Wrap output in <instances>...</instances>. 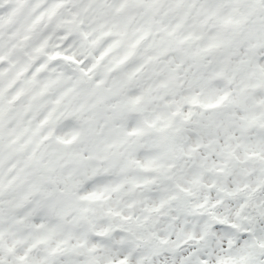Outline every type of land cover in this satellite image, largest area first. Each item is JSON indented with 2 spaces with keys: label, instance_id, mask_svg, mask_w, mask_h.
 I'll list each match as a JSON object with an SVG mask.
<instances>
[{
  "label": "trees",
  "instance_id": "1",
  "mask_svg": "<svg viewBox=\"0 0 264 264\" xmlns=\"http://www.w3.org/2000/svg\"><path fill=\"white\" fill-rule=\"evenodd\" d=\"M97 1L71 0L74 15L68 31L67 20H62L63 6L42 10L45 21L40 43L32 45L31 52L33 62L37 56L41 58L43 86L55 82L58 100L65 108L70 105L69 96L82 103L114 98L109 110L114 128L97 130L104 140L105 159L92 153L88 161H74L59 151L42 167V175L61 168L62 186L52 183L56 190L50 196L35 191L45 178L51 184L50 177L8 175L11 190L22 196L17 206L9 209V226L15 241L28 233L21 239L31 240V247L22 251L17 241L8 246L1 239L0 264H59L61 260L100 264L102 258L110 264H170L179 254L211 248L217 230L235 240L245 234L252 242L251 253L264 258V245L254 234L264 223V157L258 144L264 143V0H102L96 6ZM32 2L23 3L28 35L33 14L39 9L31 8ZM43 2L36 5L42 9ZM117 2L127 15L120 26L111 22L116 17L101 18L104 10L119 12ZM12 13L19 23L21 11L13 9ZM71 36L79 43V54L71 50ZM49 62L60 64L61 73L52 76ZM84 66H90L95 79L101 69L102 82L91 79L82 84ZM70 67L78 81L59 89L58 79ZM174 67L185 68L189 74L190 70L205 74L218 88V95L207 88L208 92L202 89L201 94L183 88ZM116 68L118 83L108 84L104 91L103 79ZM241 98L248 100L250 111L242 106ZM103 109L102 103L90 107L95 117L106 114ZM219 111L235 125L226 144L215 136L206 142L195 131L201 116ZM50 120L44 119L42 136L56 130L54 123L47 125ZM131 124H136L135 130ZM12 134L16 137L18 131ZM142 144L148 148L143 149ZM13 145V158L24 157L26 153ZM130 147L144 153L143 163L142 158L135 161L130 156ZM35 150L34 146L31 151ZM124 151L130 161L126 158L117 170L115 159ZM31 160L25 156L20 165L23 172L32 171ZM104 160L116 164L108 175L101 173L106 167ZM128 163L132 173L136 168L143 178L138 184L126 173ZM83 176L93 181L89 189L80 181ZM27 179L32 180L27 186L29 193L19 195ZM114 181L115 187L109 189ZM194 223L200 225L204 243L190 242V238L182 244L172 243L176 227L194 230ZM106 250L123 255L113 261L103 255Z\"/></svg>",
  "mask_w": 264,
  "mask_h": 264
},
{
  "label": "rangeland",
  "instance_id": "2",
  "mask_svg": "<svg viewBox=\"0 0 264 264\" xmlns=\"http://www.w3.org/2000/svg\"><path fill=\"white\" fill-rule=\"evenodd\" d=\"M24 1L26 0H0V31L7 30L8 32L7 34L9 36L12 34L15 35L18 33L19 35L22 36V32H17L16 30L17 26L15 28L13 27L12 29H10V27H11L12 18L14 16L15 17L17 16L16 14L12 13L13 9H19L21 11V16H22L21 21L25 24V26L27 25L25 21L27 10H26V7L23 6ZM37 1H40V3H42V1L45 2V4L44 3L42 4L43 11L47 9L50 10V8L53 10H57L60 6L61 7L63 6L64 9L62 10V15H63L62 20L63 21L65 19L67 20L65 30L67 31L69 30L70 20H72V17L74 15V12L71 8L72 6L71 0H33L31 4V8L35 6H38V8H40L39 4L36 5ZM100 1L102 2V0H98L97 2H95L96 6H99ZM61 3L62 5H60ZM54 4H57V5L55 6ZM65 5H67L66 8H65ZM115 7H116V11H118L117 8L120 9V11L113 12V10H108V11L104 10V12L101 13V18L104 20L106 18L111 19L112 17H116L113 20L111 19L112 20L111 22L115 21L116 24L120 26L122 25L127 15L121 3L118 4L117 2ZM103 9L104 8H102V10ZM98 12H101V11L99 10ZM43 14L44 12L42 13L41 11V14L35 18H34V15L36 16L37 12L33 14V18H34V22L32 24L33 34L29 39L26 38L27 49L31 45H34V44L37 45L40 43L39 40H40V35L42 33L40 29H42V27L44 26L43 21H45V19H42ZM38 20L42 21L39 27H37ZM64 34L66 33L64 32ZM4 39L8 41V36L5 35ZM68 43L69 45L72 44L71 50L73 48L74 50H76V53L79 54L80 52V49L78 47L79 43L76 44L74 36L70 37V41H68ZM74 43L76 45H74ZM29 53L30 55H32L30 51ZM5 54H6V51L3 53V55ZM97 57L98 55L95 57V61H97ZM77 61H79V59ZM45 63H48V62H45ZM71 64L74 65V63H71ZM166 64L169 65L168 68L171 69V62H168ZM48 66L50 67V72L52 76H56L61 73L60 69L62 70V67L60 66V64L59 66H57L49 62ZM76 68L79 69L77 65H76ZM174 69L176 70V72H178L177 74V77L179 79L178 83L184 82L183 88H186V87L190 88L196 91L197 92L196 94H201L202 89L206 92H208L207 89H209L212 92L215 91L216 94L218 95V91H219L218 88L216 86L215 87L212 86V83L210 82L209 78L205 74L203 75L198 72L193 73L192 70H190L191 73L189 74V72L185 68L182 69L181 67H178V68L174 67ZM81 71H82V74L84 75L82 79V84L83 83L86 84V82L90 81L91 79H94V82L96 81V83L102 82V81H99V78L100 80H102L103 72L101 69L98 70L97 72V74L99 75V78L97 79L92 78V74L90 72V66L82 67ZM114 71H116V74H113ZM118 72H119V69L117 68L112 69V71H110L109 74L103 79V85H101V88H103L104 91H106L108 84L118 83V79L120 77V76L117 77ZM62 76H65V77H60L58 79V82L60 83L59 89L64 88L72 83H76L78 81V78H76L77 75L75 74V71L71 67L68 68V70ZM32 78H33V75L30 73L28 75V78L25 80V84H24V86H26L25 87L26 96L23 99V102H26L27 114L23 122L24 126H22L21 128H25L26 134L23 138L27 140H23L22 138L17 139L16 137H12L13 132H9L7 130V133H6L5 124L4 126L0 124V219L5 220L4 223L0 224V241L1 239H3L2 242L4 241L5 243L8 244V246H10L11 241L14 240L13 235H15L14 232H12L13 230L10 228L9 222H8L9 209L12 207H16L18 204L17 203L18 199L22 196L15 195L16 192L14 191L16 190L14 191L11 190V187H10L11 181L9 177H7L6 172H9V169H11V167H14L12 174L15 176L24 175V179L26 178V176H31V175L39 176L40 179H44V176H47V178L50 177L49 182L51 184L47 183L45 181L46 179L45 178L44 180H41L42 185L40 188L37 185L39 189L37 188V186H35V191H37V194L50 196L56 190L55 187H53V184L57 185V188H60V186H62V183L60 181L61 177L59 175V171H61V168L59 170L56 168L58 170L57 172L55 171V169H51L47 171V175L46 174L42 175L41 173L43 172L42 167L43 166L45 167V165H47V161L48 160L50 161L51 159H55V156L60 153L59 151H61L64 155L71 157L74 161H77L78 159H86L88 161L89 155H91L92 153L94 154L96 153L97 154L96 156H98L97 158L100 157L101 159H105L102 154L103 152L102 147H103L104 140L102 137V133L101 132L98 133L97 130L99 129L105 130L106 128H109V127L114 128L113 127L114 125L113 114H111V112L109 111L112 109L111 106L114 100L113 97L110 98V96H106L105 98L104 97L98 98L99 100H93L92 101L93 103H91V99H87L84 103H82V100H78V97H76V99H72V97L69 96L71 100H68V99L67 100L68 102L70 101V105L67 108H65L64 103L58 100L60 93L57 94V88L55 87V82H51V83L49 82L48 84L43 86L42 79L38 80V84H35L33 83L34 80H32ZM3 79L4 77L1 76L0 80H3ZM237 84L241 85V81L240 82L238 81ZM89 87L90 86L88 85L87 88ZM248 94L250 96L252 95L250 91H248ZM35 96H36V99H40L39 102L35 100ZM33 99L36 102L35 101L33 102ZM254 99L255 101L256 100L258 101L257 97H254ZM101 103H102V107L104 108L103 110L106 114L104 115L100 114L99 117L97 114V116L95 117L93 112L90 111V107L91 106L99 107L101 106ZM241 103H242V106L246 110L249 108V111H250L251 105L248 103V100H243V98H241ZM52 105H54L55 108L53 110L56 112H53V110L50 112V110L52 109ZM78 110L81 114L78 113ZM44 114H45V118L46 117L51 118V120L49 121V124L47 125L50 126L54 123V126H56V130H54V132L50 131L48 132L49 134L46 133L42 136L43 134L42 124L45 119L43 118ZM12 119L13 117H11V120ZM131 122H134V121L132 120ZM88 124H90V127L88 126ZM195 125H196L195 131H197L203 137L204 141L206 142H208L211 138H214L215 136V137H218L219 141L226 144V142H228L233 137V133L235 130L234 128L235 125L230 121L229 116L222 111L216 112L215 115L213 114V116H210V114L208 113L205 116H201L198 122L195 123ZM39 127H41L40 128L41 130L39 129ZM131 127L133 130H135L136 124H131ZM78 128L82 129V132L80 130L78 132ZM12 129H15V128L12 127ZM76 131L78 132V135L74 134V132ZM34 132L38 133L37 136L34 135ZM39 136H42L41 149H39V151L35 154L33 151H31V149H33V144L35 143L34 140ZM47 137H52L48 143L46 142ZM15 141L16 143L13 145L15 146V149L18 151L22 150L24 153H26L25 156H27V158L28 157L32 158L31 160L32 162L31 170L32 171L31 172L30 171L23 172L20 168V165H22L23 160H25V156L22 158L18 156V160H15L13 158L12 156L13 153L11 150H12V142H15ZM258 144L261 147V148L259 147V149L262 150L261 156L264 157V143L258 142ZM141 147L143 149L148 148V147L146 148V144L145 145L142 144ZM130 148H131L130 156L135 161H137L139 158H142V163H143L145 157H143L144 155H141V154H144V153H139L136 147L135 148L130 147ZM111 150L112 148L110 149V151ZM30 154L31 156H29ZM126 155H127V152H125L123 156H118L119 159H115V162H117V165L112 163V161L104 160L103 164L106 167H103L104 170L101 173L107 174V175L110 174L113 170V166L115 165H116L115 168L119 170L121 164L125 162V159L127 158L129 160V156H126ZM120 159L121 161L118 162ZM59 160H61L60 157L57 159V161L62 166L63 162ZM135 161H134V164H135ZM70 164L74 165L75 162H70ZM110 164H111V167H109ZM205 165L206 167L209 168L210 162L206 161ZM125 167H127L126 173L128 172V177L130 178V181L134 182V184L135 183L138 184V182H140L143 179L142 177L139 178L138 169L134 168L133 169L134 173H132L131 168H129V163L128 165L125 164ZM125 167L123 165L122 169ZM91 169L92 167L90 166V170L87 172H90ZM92 174L96 175V172H93ZM94 179L97 180L98 178H94ZM31 181H32L31 179L25 180L26 186L22 191L21 190L19 191V195H22V193L27 195V193H29L27 186L28 184H31ZM80 181H83L88 189L93 182V181L91 182L89 177L87 176L81 177ZM116 183L117 181H114L109 189H113ZM98 190L102 191L101 188H99ZM31 203L32 202H30V204ZM262 210H264V208ZM39 217L40 216H38V218ZM233 218H234L233 215L230 216V219H233ZM39 224L40 223L38 222V225ZM263 224L264 223H262V225L254 231L256 241L260 243L261 245H264V225ZM193 226H194V230H191L190 227L188 226H186L185 228L176 227L172 232L173 234V236H171L172 243L182 244L186 242L189 238H190V242L192 239L193 240L196 239V240H199L201 244L204 243V238L201 232L199 233V230H198L200 225H197L196 223H194V225H192L191 227ZM27 234L28 233H25L23 236H26ZM214 234H215V237L212 241L211 248L209 246H206L205 251L203 252H199L198 250L192 249L189 252L179 254L175 257L176 260L170 264H264V258H261V256H259L260 255L259 253L257 254L255 253V255L251 253L249 249L250 247L249 241L246 238H240V239L238 238V240L233 241V239L229 236V234L226 233L224 230H217L216 232H214ZM23 236L15 237L18 247L21 248L22 251H24V249L28 250L31 247L30 245L31 240H27L26 242L24 239H21ZM33 237H37V236L34 235ZM165 237H166L165 235H160L161 240H164ZM16 241L14 240V242ZM229 241H231L232 248L231 250L227 251V246H228ZM88 245L91 246V243L87 244V246ZM29 255L33 256L34 253L31 252ZM103 255H105V257L113 259V261H116L123 254L122 253L118 254V252L116 251L114 252L112 250H106V252H104ZM116 255H118V257H116ZM54 261L56 262V260ZM99 263L100 264H110L109 262L104 260V258L100 259ZM40 264H43V263H40ZM59 264H68V263L64 262V260H61L59 261Z\"/></svg>",
  "mask_w": 264,
  "mask_h": 264
},
{
  "label": "flooded vegetation",
  "instance_id": "3",
  "mask_svg": "<svg viewBox=\"0 0 264 264\" xmlns=\"http://www.w3.org/2000/svg\"><path fill=\"white\" fill-rule=\"evenodd\" d=\"M13 27H16L17 32H22V36L19 33L9 36L7 30L0 31V77H4L3 80H0V113L2 112L6 133L7 130L11 132L12 127L16 125L26 131L25 128H21L24 126L23 122L27 114V105L26 102H23L26 96L25 80L30 73L33 75V83L38 84V80L42 79L40 61H36L35 66H33V63H30L29 66L26 64L25 24L21 20L17 23L14 16L10 29ZM5 35L8 36V41L4 39ZM5 51L6 54L3 55ZM35 100L40 101V99H36V96ZM35 100L33 99V102ZM11 117H13L12 120Z\"/></svg>",
  "mask_w": 264,
  "mask_h": 264
},
{
  "label": "water",
  "instance_id": "4",
  "mask_svg": "<svg viewBox=\"0 0 264 264\" xmlns=\"http://www.w3.org/2000/svg\"><path fill=\"white\" fill-rule=\"evenodd\" d=\"M114 73H116V71H114Z\"/></svg>",
  "mask_w": 264,
  "mask_h": 264
}]
</instances>
